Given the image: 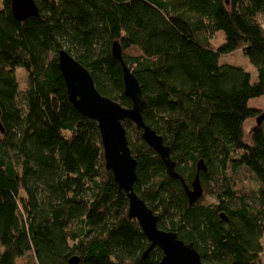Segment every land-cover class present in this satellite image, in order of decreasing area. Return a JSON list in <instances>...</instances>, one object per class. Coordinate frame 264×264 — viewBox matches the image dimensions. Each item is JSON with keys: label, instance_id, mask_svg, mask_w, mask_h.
<instances>
[{"label": "trees", "instance_id": "obj_1", "mask_svg": "<svg viewBox=\"0 0 264 264\" xmlns=\"http://www.w3.org/2000/svg\"><path fill=\"white\" fill-rule=\"evenodd\" d=\"M40 14L18 20L0 7V264H161L125 190L106 168L98 122L71 102L59 69L66 49L105 96L125 94L118 40L147 100L145 122L164 138L176 170L203 195L190 204L180 179L130 119L136 193L158 227L193 242L206 264H264V126L245 139V122L264 116V0H36ZM222 31L223 41L214 39ZM242 49L257 76L220 64ZM27 73L20 89L18 68ZM4 131L2 130V128ZM247 170L255 194L235 189ZM212 194L217 203H204ZM224 213L228 219L222 215Z\"/></svg>", "mask_w": 264, "mask_h": 264}, {"label": "water", "instance_id": "obj_2", "mask_svg": "<svg viewBox=\"0 0 264 264\" xmlns=\"http://www.w3.org/2000/svg\"><path fill=\"white\" fill-rule=\"evenodd\" d=\"M11 7L18 20L37 17L40 14L36 0H11ZM112 52L121 62L125 94L131 98L133 106L125 107L120 102L103 95L98 90L88 68L63 48L59 51L58 65L65 80L69 98L84 116L98 122L106 168L113 172L114 180L119 188L127 193L129 217L138 220L145 236L150 241L149 247L143 253V258L148 257L155 247H159L163 251L161 264H206L193 242L186 243L178 237L176 232L158 227L159 216L134 190L137 180V159L133 155L123 121L130 119L142 129V138L161 156L168 174L180 179L184 184L190 204L197 201L204 193L199 172L206 170L205 162L203 159L198 161L197 173L192 180V187H189L176 170V161L171 157L170 146L166 145L163 136L144 120L143 111L148 103L143 96L138 78L124 60L122 46L118 40L114 41ZM261 119H264V116L258 118L259 124H261ZM2 130L4 131L3 128ZM222 215L228 219L224 213ZM70 262L78 264L79 257L73 256Z\"/></svg>", "mask_w": 264, "mask_h": 264}, {"label": "rangeland", "instance_id": "obj_3", "mask_svg": "<svg viewBox=\"0 0 264 264\" xmlns=\"http://www.w3.org/2000/svg\"><path fill=\"white\" fill-rule=\"evenodd\" d=\"M3 0H0V7L2 6ZM223 32L220 31L218 36L215 37L214 41L216 44H220L223 41ZM220 64H230L234 66H240L244 68L246 71L252 74L253 79H256L257 72L255 67L250 62L249 58L245 55L242 49L235 50L233 52L223 54L219 59ZM17 78L19 81L20 89H23L25 86L27 73L23 67L18 68L17 70ZM249 106L252 108H257L260 110H264V95L256 98H252L249 101ZM262 126H264V119H261ZM260 127L259 121L256 118L249 119L245 122V139L248 142H251L252 133L256 128ZM235 177V189L246 191L247 193L255 194V191L258 189V183L256 179L245 169H241ZM204 203H217V197L212 194H207L203 197ZM264 244V238H263ZM262 262L264 263V255L262 258Z\"/></svg>", "mask_w": 264, "mask_h": 264}]
</instances>
